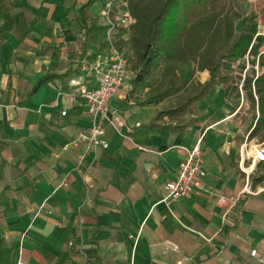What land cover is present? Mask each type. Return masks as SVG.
<instances>
[{"label": "crops", "instance_id": "obj_1", "mask_svg": "<svg viewBox=\"0 0 264 264\" xmlns=\"http://www.w3.org/2000/svg\"><path fill=\"white\" fill-rule=\"evenodd\" d=\"M254 1L234 4L238 33L262 32ZM90 2L85 25L104 28L95 47L80 15ZM110 3L112 18L130 15L128 0H0V264H264L258 160L249 175L256 193L228 217L229 205L218 204L222 196L241 197L248 182L241 148L257 117L241 81L232 78L194 109L155 121L207 73L195 62L180 65L187 90L143 105L161 75L135 85V70L109 102L108 122L85 109L82 92L97 85L96 70L111 57L103 14ZM130 35L116 37L126 57ZM98 125L108 149L78 140ZM200 140L202 188L163 203L186 150ZM252 150L245 168L256 158Z\"/></svg>", "mask_w": 264, "mask_h": 264}, {"label": "trees", "instance_id": "obj_2", "mask_svg": "<svg viewBox=\"0 0 264 264\" xmlns=\"http://www.w3.org/2000/svg\"><path fill=\"white\" fill-rule=\"evenodd\" d=\"M248 0H128V10L134 23L130 29V44L134 54L136 85L160 71V79L152 96L143 105L170 99L187 90L188 84L178 76L180 65L195 62L197 72H206L207 80L181 99L179 105L169 112L159 113L155 121L164 115L174 116L194 109L209 92L218 85L228 83L232 77L226 71L248 56L251 70L247 71L243 90L247 92L255 113L259 117L249 134V140L264 143V74L258 75L256 59L264 44L254 43L256 34L238 33L236 23L241 15L235 10V3ZM88 3L80 10L87 38L91 45L98 46L104 28L92 23L85 25ZM253 58V59H252ZM263 55L260 58V66ZM252 59V60H251ZM186 126L175 127L181 130ZM263 172L264 163L257 165ZM264 184V176L258 180ZM243 204L241 201L236 208Z\"/></svg>", "mask_w": 264, "mask_h": 264}, {"label": "built area", "instance_id": "obj_3", "mask_svg": "<svg viewBox=\"0 0 264 264\" xmlns=\"http://www.w3.org/2000/svg\"><path fill=\"white\" fill-rule=\"evenodd\" d=\"M113 3L107 5V8L103 12L104 16L107 17L108 23L106 26V36L105 40L110 48V61L107 67H101L96 70L97 74V85L90 90H84L82 92V98L84 102V107L88 114L92 117H100L109 121L108 118V105L109 102L119 93L120 89L123 87L125 82L130 76L129 59L125 56L124 52L118 47L116 43V37L119 33H130V29L134 23V19L129 16H114L112 18L111 7ZM261 33V32H260ZM257 33L254 38V43L257 37L261 36ZM264 51L260 52L256 59V71L258 75L260 67V58ZM246 61L249 64L250 58L247 56ZM249 70V65L244 71V78L240 82L239 90L241 94L243 93V82L246 77V73ZM67 112H63L62 116H66ZM256 117H259L258 112ZM106 137V130L104 126L98 125L94 126L90 131L80 134L78 140L81 142L89 143L90 147H101L103 149H108L109 144ZM249 136L241 148V160L240 169L246 173L247 185L241 195V197H225L222 196L218 200L220 206L229 205V209L226 211L225 215L228 217L229 214L234 211L242 198L254 195V192L249 186V175L253 173L255 162L258 160L259 163H264V150L253 146L256 153V158L253 160V164L250 168H245L244 158L246 156L247 150L250 148ZM202 140H200L192 149L186 150V156L183 162L180 164L179 172L177 178L166 185L165 195L162 200L163 203L172 204L194 194L196 191L200 190L204 184V180L207 176V170L204 166L203 161V150L201 146ZM140 150L147 151V149L140 147ZM66 182L61 184V187H66ZM256 251L251 253L252 256H257ZM25 264V263H20Z\"/></svg>", "mask_w": 264, "mask_h": 264}, {"label": "rangeland", "instance_id": "obj_4", "mask_svg": "<svg viewBox=\"0 0 264 264\" xmlns=\"http://www.w3.org/2000/svg\"><path fill=\"white\" fill-rule=\"evenodd\" d=\"M253 4L255 5L253 7L254 12L257 15L258 21L260 22V25L259 26H260V30L262 31L261 33H263L264 32V0H257V2L254 1ZM127 57H128V59H130L129 60L130 71L133 73V72H135V62H134V59H133L134 54L133 53H128V56ZM262 60L264 61V58H262ZM248 65H249V70H251L252 69V66H251L250 62L248 64L246 60H243L242 62H239V64L235 65L231 70L226 71L227 74H229L232 78H234L233 83L236 82L235 80H239V81H242L243 80V78H244V71L247 69V66ZM263 68H264V65H262V67L261 66L259 67L260 73L262 72ZM204 78L205 77H202L200 81H203ZM200 81L198 80L197 83L199 84ZM192 86L194 87V85H192ZM243 93H245L244 95H246V96L248 94L244 90H243ZM173 102L179 103V99H177V101H174L173 100ZM248 103H249V106H250V108L252 110L253 107H252L251 103L250 102H248ZM250 143H251L250 145L252 147L253 146H257V148H259L261 150H264V143H260L257 140H252V141H250ZM252 151H254V149ZM253 156H256V153L255 152H254Z\"/></svg>", "mask_w": 264, "mask_h": 264}]
</instances>
